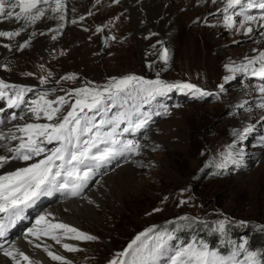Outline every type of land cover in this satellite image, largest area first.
Returning a JSON list of instances; mask_svg holds the SVG:
<instances>
[{
  "label": "rangeland",
  "instance_id": "rangeland-1",
  "mask_svg": "<svg viewBox=\"0 0 264 264\" xmlns=\"http://www.w3.org/2000/svg\"><path fill=\"white\" fill-rule=\"evenodd\" d=\"M117 5L112 0H93L85 8L78 7L75 16L63 21L65 27L59 30L57 39L50 36L46 40L44 49L32 38L27 47L20 49L24 40H17L11 53H0V79L36 88L27 99L35 98L36 91L56 89L48 96L55 99L64 95L65 90L88 82L103 85L110 77L126 74L146 79H156L159 74L166 82L193 83L212 95L201 98L185 91L180 101L176 96V102L174 97L170 103H156L163 114L145 136L148 145L143 142L139 154L128 157L139 184L137 192L126 195L122 201L118 199V188H114V193L106 190L100 194L102 199L111 200L112 212L106 215L105 222H88L86 227L98 239L73 242L79 250L74 252L72 264H107L148 228L154 229L152 235L165 230L172 233L170 247L195 237L226 254L229 246L221 244V240H248L249 230H253L250 243L264 245V231H260L264 227V109L256 106L260 94L253 90L262 81L225 68L226 64L241 63L245 56L256 55L253 49H264V37L253 33L250 38L227 28L211 35L203 28L207 21L218 19L223 26V17L216 10L187 21L173 13L170 24L164 25L171 32L148 29L140 33L125 7L115 11ZM112 12L125 16L117 23L118 19L110 18ZM80 16L85 19L81 21ZM72 20L77 21L76 28L72 27ZM53 27L40 33L47 36L49 29L57 28ZM97 27L102 31L97 32ZM216 36L223 39L216 41ZM54 41L65 43L61 59L47 57ZM3 42L1 46L6 49L7 42ZM162 47L169 50L167 62L159 59ZM204 55L210 58L204 59ZM67 74H75V79H60ZM233 75L234 79L225 81L226 76ZM41 76L47 77L46 84H40ZM174 90L164 95L172 96ZM186 94L189 96L184 97ZM245 101V107L239 108ZM245 127L252 131L243 134ZM229 151L239 163L219 168ZM115 167L101 174L110 173V186L124 180ZM190 219L195 222H188ZM225 219L227 237L212 231L219 220ZM239 221L247 222V226H240Z\"/></svg>",
  "mask_w": 264,
  "mask_h": 264
},
{
  "label": "snow or ice",
  "instance_id": "snow-or-ice-1",
  "mask_svg": "<svg viewBox=\"0 0 264 264\" xmlns=\"http://www.w3.org/2000/svg\"><path fill=\"white\" fill-rule=\"evenodd\" d=\"M112 2L119 3V0ZM211 2L221 5L216 8V13L222 15L225 28L243 32L250 38L253 33L264 37V0ZM66 7V0H0V22L14 21L20 25L14 31L0 30V37L11 40L42 19L58 21L56 29H49L58 35L59 30L65 27ZM79 19L82 21L85 17L80 16ZM71 23L77 21L72 20ZM96 31H102L101 27H97ZM57 35H53L52 39H57ZM29 43L30 39L24 40L19 48L23 49ZM252 51L257 54L245 56L239 64H226L225 68L232 73H242L262 81L253 90L260 94V103L256 106L264 109V49ZM159 59L164 62L169 60L167 48H161ZM25 75L30 76L32 73ZM51 75L49 72L48 76ZM234 78V75L226 76L225 81ZM60 79L72 80L75 74H67ZM59 82L56 81L57 84ZM46 83L47 77L41 76L40 84ZM219 88L223 91L224 85L221 84ZM173 89L187 91L201 98L212 95L193 83L166 82L159 78V74L156 79L126 74L110 77L103 85L88 82L84 86L65 90L64 95L56 96L55 99H49L48 96L50 91L56 89L36 91L35 98L27 99L28 94L35 91L32 87L0 79V102L4 104L0 107V126H3L0 127V169L3 170L0 171V239L7 237L9 229L23 218L26 209L42 196L51 195L54 191L79 196L96 169L115 157L138 155L144 145L128 136H135L147 129L152 116L160 114L143 110L144 105H151L158 96ZM246 103L238 107L243 109ZM8 110L12 111L9 113ZM15 110L21 111L18 113ZM261 120H264V116ZM250 131L251 127H245L243 134ZM16 162H22V166ZM238 163L239 160L229 151L218 167L223 169L229 164ZM227 223L226 219L219 220L212 231L227 237ZM238 223L242 227L247 226L245 221ZM153 231V228H148L137 234L107 264H264V249L251 250L247 239L239 243L222 239L221 244L229 246L224 254L210 247L205 240L195 237L170 247L169 241L174 240L172 233L165 230L152 235ZM260 231H264V227ZM29 236L32 239H28ZM43 238L54 241L69 252L79 249L72 243L64 242L65 239H98L69 223L56 220L52 213L39 215L25 234V239L35 249H41L52 261L60 264H72V261L53 251ZM0 252L10 258L12 264H21V261L25 264H41V261L18 248L15 242L6 239L0 243Z\"/></svg>",
  "mask_w": 264,
  "mask_h": 264
},
{
  "label": "bare ground",
  "instance_id": "bare-ground-1",
  "mask_svg": "<svg viewBox=\"0 0 264 264\" xmlns=\"http://www.w3.org/2000/svg\"><path fill=\"white\" fill-rule=\"evenodd\" d=\"M92 1L93 0H77L76 2L73 3V0H66V5H67L65 10L66 18L75 16L76 14H74V12L77 11V9L85 8L87 4ZM210 1L211 0H119L118 5L116 6L117 9L115 8V11L119 10L118 12H120V8L125 7L129 12L135 24V27L137 28L136 31L140 33H143L144 31L146 32V30L148 29L157 30V31L166 30L168 32H171V28L167 27L170 24L171 14L177 13L178 15L177 17L182 21H187L189 19H198L201 15L207 13L208 11H214L216 10L217 7L221 6L220 4L213 5L212 2ZM179 9L183 10V13L179 14L178 13ZM124 16H125L124 13L121 15L119 14V16H116V13L112 12L110 18L115 20L118 19L117 23H119L121 22L120 20ZM219 23L220 22L218 19H212L210 21H207L204 24L205 27L203 28H205L206 31L209 32L211 35H215L220 29L222 30V28H225L224 26H221V24L219 25ZM57 24L58 21L56 20L42 19L41 21H38L35 25H31L30 27H28L23 33H21L20 36L15 37L11 40H9L8 38L0 37V53L3 52V54L5 55L11 53L14 50V44L17 40H26L27 38L29 39L32 38L31 41H34L40 47V49H44V47H46V40H48L50 36L57 35V33L50 32V34H48L47 36L46 35L40 36V32L42 31L44 32L47 28L57 26ZM164 25L167 26L164 27ZM19 26L20 25L18 24V22H14V21L0 22V30L14 31ZM72 27L76 28V24H72ZM233 32L236 34L239 33L238 31L235 30H233ZM222 39L223 38L221 36L215 37L216 41H221ZM2 41L7 42V45H9V47L4 49L1 46ZM63 44H65L64 41L62 43H58L57 41H54V43H52L53 50L47 53V57H50V59L52 57L61 59L62 56H60V54L63 51L62 48ZM56 45H59L57 46L59 47L58 49ZM76 51L77 49L75 48L74 52ZM204 57H203L204 59L210 58L206 55H204ZM12 81L13 80H11L10 82ZM16 111L19 113L21 110H16ZM8 112L10 113V111ZM143 142L145 143L144 145H148L147 138H145ZM16 163L18 166H22V162H16ZM115 170L116 173L121 172L120 176L124 180L115 183L116 185L114 186H110V180H112L111 175H109L110 173L109 174L105 173L99 176L96 184L94 185L91 184L92 186L89 185L81 196H76L74 198L67 197L64 200H59L56 197L50 198L48 202H45L41 206H37L34 209V212L33 210L30 209L28 213L35 218L34 219L35 221L39 215L52 213L53 217L56 220L69 223L79 228L80 230L91 234L90 229L86 227V225H88V222L93 220L105 222L106 215L109 214L110 211L112 212L113 205L111 206L109 204L111 200L107 201V199H102L100 197L101 193L104 194L106 190H109V192L114 193L115 192L114 188H118V199L122 201V199L126 197V195L135 194L137 192L139 184L128 162L127 164L125 163L115 167ZM0 171L3 170L0 169ZM120 176L118 178H121ZM115 197L114 199H117L116 195ZM41 200L46 201V198H42ZM35 221L32 225L35 224ZM26 233L27 232H25L22 235L20 234L13 235V233H10L11 236L9 241L15 242L18 248L24 251L31 258L41 261V264H60V262L52 261L47 256V254L43 252L41 249H35L31 244H29L25 239ZM28 239H32V237L29 236ZM43 239L47 244H50L52 246L53 251H56L58 254L65 256L66 259L70 261H75L74 252L66 251L60 245L55 244L54 241L48 238H43ZM64 242L73 244V242H77V241L65 239ZM0 264H12V261L10 258L3 256L2 252H0ZM21 264H25V262L21 261Z\"/></svg>",
  "mask_w": 264,
  "mask_h": 264
},
{
  "label": "trees",
  "instance_id": "trees-1",
  "mask_svg": "<svg viewBox=\"0 0 264 264\" xmlns=\"http://www.w3.org/2000/svg\"><path fill=\"white\" fill-rule=\"evenodd\" d=\"M193 220L192 219H190L188 222H192ZM164 222H160V224H163ZM205 229L203 228L202 229V231H204ZM249 232H250V235L248 234V242H249V244L252 246V247H254V248H257L258 250H260V249H264V245H262V246H260L259 245V243H258V245H257V243L256 244H251L250 243V241H251V237H252V234H253V230H249Z\"/></svg>",
  "mask_w": 264,
  "mask_h": 264
},
{
  "label": "water",
  "instance_id": "water-1",
  "mask_svg": "<svg viewBox=\"0 0 264 264\" xmlns=\"http://www.w3.org/2000/svg\"><path fill=\"white\" fill-rule=\"evenodd\" d=\"M73 196H71V198H72ZM76 197V196H75ZM74 198V197H73Z\"/></svg>",
  "mask_w": 264,
  "mask_h": 264
}]
</instances>
